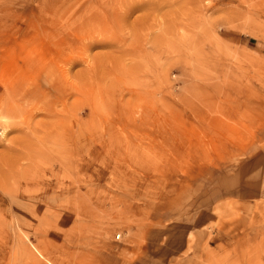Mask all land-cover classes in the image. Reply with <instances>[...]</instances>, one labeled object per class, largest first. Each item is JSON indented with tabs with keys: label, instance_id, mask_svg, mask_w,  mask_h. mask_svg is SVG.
<instances>
[{
	"label": "rangeland",
	"instance_id": "obj_1",
	"mask_svg": "<svg viewBox=\"0 0 264 264\" xmlns=\"http://www.w3.org/2000/svg\"><path fill=\"white\" fill-rule=\"evenodd\" d=\"M0 111V264H264V0H0Z\"/></svg>",
	"mask_w": 264,
	"mask_h": 264
},
{
	"label": "bare ground",
	"instance_id": "obj_2",
	"mask_svg": "<svg viewBox=\"0 0 264 264\" xmlns=\"http://www.w3.org/2000/svg\"><path fill=\"white\" fill-rule=\"evenodd\" d=\"M129 1H132V0H129ZM133 1H134V0H133ZM118 2H119V1H118ZM132 3H133V2H132ZM118 4H120V3H118ZM133 4H134V3H133ZM128 5H129V3H128ZM128 5H127V6H128ZM130 5H131V3H130ZM114 7H115V6H114ZM129 7H130V6H129ZM124 8H125V7H124ZM125 9H126V8H125ZM98 45H99V44H98ZM34 80H35V79H33L32 82H34ZM37 81H38V80H37ZM34 84H35V83H34ZM24 89H25V88H24ZM42 91H43V90H42ZM41 96H42V95H41ZM2 105H3V104H2ZM7 105H8V104H7ZM12 106H13V105H12ZM2 107H3V106H2ZM1 109H2V108H1ZM0 112H1V111H0ZM4 112H5V111H4ZM80 112H81V111H80ZM5 122H7V121H5ZM1 125H2V124H1ZM5 126H6V125H5ZM81 128H83V127H81ZM81 128H80V129H81ZM78 129H79V128H78ZM81 130H82V129H81ZM82 131H84V130H82ZM80 132H81V131H80ZM12 150H14V149H12ZM30 161H31V160H30ZM13 169H14V168H13ZM10 170H11V169H10ZM20 170H21V169H20ZM9 172H10V171H9ZM20 172H21V171H20ZM17 174H18V173H17ZM22 174H23V173H22ZM10 176H11V175H10ZM13 177H14V176H13ZM19 179H20V178H19ZM1 182H3V180H2ZM0 185H1V184H0ZM0 187H1V186H0ZM8 196H9V195H8Z\"/></svg>",
	"mask_w": 264,
	"mask_h": 264
},
{
	"label": "built area",
	"instance_id": "obj_3",
	"mask_svg": "<svg viewBox=\"0 0 264 264\" xmlns=\"http://www.w3.org/2000/svg\"><path fill=\"white\" fill-rule=\"evenodd\" d=\"M121 239V235H118V237H116V240L119 241Z\"/></svg>",
	"mask_w": 264,
	"mask_h": 264
},
{
	"label": "crops",
	"instance_id": "obj_4",
	"mask_svg": "<svg viewBox=\"0 0 264 264\" xmlns=\"http://www.w3.org/2000/svg\"><path fill=\"white\" fill-rule=\"evenodd\" d=\"M243 193H245V192H243ZM246 194H249V193H246ZM258 199H261V198H259V197H257Z\"/></svg>",
	"mask_w": 264,
	"mask_h": 264
}]
</instances>
